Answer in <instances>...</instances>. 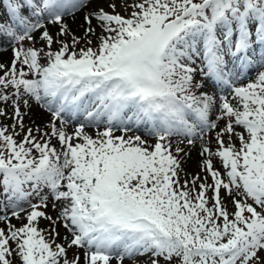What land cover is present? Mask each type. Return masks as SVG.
Instances as JSON below:
<instances>
[{
  "label": "rangeland",
  "instance_id": "obj_1",
  "mask_svg": "<svg viewBox=\"0 0 264 264\" xmlns=\"http://www.w3.org/2000/svg\"><path fill=\"white\" fill-rule=\"evenodd\" d=\"M19 1L0 0V44L10 36L14 55L23 51L40 59L38 65L31 62V72L10 70L0 80V218L4 209L20 203L29 212L23 241L3 218L0 264H184L187 258L201 264H264V90L234 101L225 97L230 91L221 93L241 84L234 77L260 61V55L264 58V0H234L229 6L218 0L114 1V14L99 18L128 25L137 13V31L116 49L88 43L65 54L40 51L23 29L47 8L56 13L59 3L74 0H29V9L23 4L14 9ZM45 1L52 5L44 6ZM184 12L198 16L169 21ZM236 37L242 39V54L233 58ZM95 71L118 81L112 83L114 91L109 84L108 91L98 85L104 93L94 95L90 104L93 109L101 97L107 106L114 102V110L95 115L106 123L96 149L102 164L92 166L94 158L76 149V166L69 165L57 181L44 132L30 134L24 124L21 130L18 110L28 100L23 95L38 84V92L49 95L54 116L64 96L57 82L64 83L68 74L84 81ZM43 75L57 77L51 90L41 82ZM220 108L223 126L213 131L207 116L220 117ZM111 121L118 124L111 126ZM125 133L144 137L149 145L116 139ZM59 139L72 142L68 134ZM193 142L204 168L191 184L193 198L186 201L179 196L175 161L177 152ZM58 189L66 194L64 209L73 202L83 222L82 228L71 229L65 246L55 242L58 232L43 221L44 204ZM211 227L213 243L206 247L199 238L201 246L181 258L184 237L187 244L197 234L209 238ZM83 250H89L85 258ZM211 250L230 255L216 257Z\"/></svg>",
  "mask_w": 264,
  "mask_h": 264
},
{
  "label": "bare ground",
  "instance_id": "obj_2",
  "mask_svg": "<svg viewBox=\"0 0 264 264\" xmlns=\"http://www.w3.org/2000/svg\"><path fill=\"white\" fill-rule=\"evenodd\" d=\"M46 1L43 3L44 6L46 5ZM114 1L125 0L64 1L63 3L66 4L62 3V7L67 6V8L56 10V13L50 10V8L40 12L36 18L30 22V26L27 27L24 34L28 32L26 36L31 37L34 45L46 54L50 51H58L65 54L76 49L80 50L88 43L94 46H105L107 50L112 48L116 49L121 43L125 42V39L130 36V34H134V32L137 31L138 19L136 18L138 17H136L137 13H135V18L132 17L130 20L131 23L128 25H114L107 23L105 19L99 18L101 15L112 16L114 14L113 9L110 7L111 5L115 6ZM22 4L25 8L29 9V0H20L19 5L14 3L13 7L14 9L17 8L20 10ZM20 14L19 12V17ZM55 14L59 15V17H55ZM2 21L3 15L0 13V27L4 26ZM10 42L11 38L8 36L2 41V44H0V80L7 76L10 70L28 73L31 72V62L34 61V65L39 64L40 57H32L21 50H19L21 53L14 55L13 51L10 50ZM259 57L260 61L251 62L249 68L242 73L240 78H231L230 82L234 79L237 83L241 84H235L239 86L236 89L232 87L235 85H231L229 89L221 92L230 91L225 94L227 100L234 101L243 95L247 94L250 96L252 93L264 90V58L262 55ZM41 66L44 68L45 64H41ZM43 76L41 82L47 89L51 90L57 77L53 75ZM61 81L62 79L57 82L56 86H58L59 90L63 91L64 94L70 92V95L74 96L77 91L80 92L77 104L72 106L74 115L67 122L57 120L53 116L51 111L52 107L46 102L50 97L49 95H42L38 92V84H34L31 89L27 90L26 95H23L25 96L24 98L27 97L28 99L27 105H22L18 110L22 121L21 130L24 124L30 134L34 133V135L39 136L41 132H44L42 140L44 143H47V146L51 149V155L54 159L51 168L53 176L57 181L58 179L61 180L63 176L66 175V172L68 173L69 165H71V167L76 166L78 162L74 156L76 149L80 151L78 153L85 154V156L90 155L94 158L95 164L93 163L92 166L98 167L99 164H102L103 155L97 153L96 149L104 139L101 128L102 125L106 123L98 121L95 115L102 113L103 110L108 111L109 108L114 110V102L112 100L109 106H107L106 99L101 97L93 109V106H90V104L94 103L92 101L94 95L96 97L101 96L104 93L103 91H108L110 90L109 88H112L111 91H114L112 83L118 82L114 79L109 80L111 81L109 82L107 79L101 78L100 73H97V71L90 73L82 82L69 78H66L64 83H61ZM100 84L103 86V91L101 88H98ZM106 84H109V88ZM240 85L242 86L241 88ZM208 91L210 92V90ZM210 95L212 96L213 93L210 92ZM212 97L214 99L216 98L215 96ZM220 99L222 100V98ZM202 102H200V104ZM215 108L216 103L213 107L209 108V111H213ZM54 110L60 111V108L57 106ZM220 110L221 111L218 113L219 116L223 113L222 108H220ZM207 117L208 122H210L211 130L216 131L222 128L223 123L221 116L217 118L216 115L210 112V116L208 115ZM94 124H97L98 127ZM48 126H51V129H48ZM125 127L130 128L131 126L126 124ZM135 129L143 131L140 128ZM128 131V129H125V132ZM63 134H68L72 137V142L69 143L70 141L68 142L67 140L61 142L59 137ZM117 138H119V140L123 139L124 142H131L133 145L137 144L139 147H147L149 145V140L137 135L125 133L121 136H117L116 139ZM191 145L192 147H182L183 151L177 152V161H175V170L182 187L179 196L186 201H190L193 198L194 191L191 184L195 182V180H198L196 176L204 168V166L202 168V163L199 162L203 154H199L197 151L198 143L193 142ZM63 191L66 190L63 188ZM65 195L60 189L56 190V192L47 199L42 209L45 216L43 217V221L47 223L48 230L51 232L56 231L58 232L56 234H59L57 240L55 239V242H59V246H65L71 241L73 236L71 231L72 228L77 229L83 227V222H81L82 215L78 213V210L75 211L73 209V202L67 205V210L69 212L64 209L65 204L63 200ZM28 212L29 209L24 207V203L8 207L4 209V216L0 218V226H3V221L5 220V225H9L11 230L15 228L21 235H18L21 241H23L27 231L25 215H27ZM83 213L85 214L86 211L84 210ZM3 234H6L4 230ZM88 252L89 250H83L81 251V255L85 258Z\"/></svg>",
  "mask_w": 264,
  "mask_h": 264
},
{
  "label": "trees",
  "instance_id": "obj_3",
  "mask_svg": "<svg viewBox=\"0 0 264 264\" xmlns=\"http://www.w3.org/2000/svg\"><path fill=\"white\" fill-rule=\"evenodd\" d=\"M222 3H224V4H227L229 1H232V0H220ZM193 14H194V16H195V12H192ZM162 214V213H161ZM164 216V215H163ZM215 230H214V227H211L210 229H209V231H208V237L209 238H206L205 236H207V235H205V234H203V236H201V235H194V236H192V238H191V240H190V242H189V244H187V243H185V240H186V237H184V239L181 241V246H180V248H181V251H182V256H181V258L184 256V253L185 252H187V251H192V250H194L196 247H198V246H201L200 244L197 246V240L200 238L201 239V242L200 243H204L205 244V246L206 247H208L211 243H213V239L215 238V236L214 235H212V233L214 232ZM200 241V240H199ZM185 248V249H184ZM211 252H213L212 253V255H215L216 257H218L219 255L220 256H223V257H228L229 255H230V253H224V251H221V250H214V251H212L211 250ZM207 255H209V253H207ZM212 257V256H211ZM175 260H179V258L178 257H176L175 258ZM184 264H201V262H195V260L194 259H186L185 261H184Z\"/></svg>",
  "mask_w": 264,
  "mask_h": 264
}]
</instances>
